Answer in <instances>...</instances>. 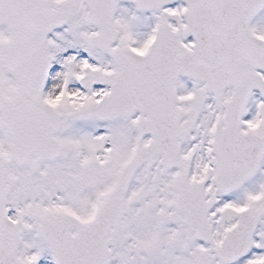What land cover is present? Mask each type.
Instances as JSON below:
<instances>
[{"label": "snow or ice", "instance_id": "snow-or-ice-1", "mask_svg": "<svg viewBox=\"0 0 264 264\" xmlns=\"http://www.w3.org/2000/svg\"><path fill=\"white\" fill-rule=\"evenodd\" d=\"M0 264H264V0H0Z\"/></svg>", "mask_w": 264, "mask_h": 264}]
</instances>
